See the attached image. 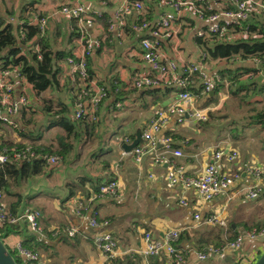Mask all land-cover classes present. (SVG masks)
I'll use <instances>...</instances> for the list:
<instances>
[{"label":"crops","instance_id":"0c3cea01","mask_svg":"<svg viewBox=\"0 0 264 264\" xmlns=\"http://www.w3.org/2000/svg\"><path fill=\"white\" fill-rule=\"evenodd\" d=\"M70 1L74 0H43V3L38 4L40 8L47 9L49 27L56 20L62 19L60 15L51 13L55 7ZM80 1L101 11L100 16H95L93 26L95 32L102 37V42L101 46L90 56L92 77L112 87L115 82L121 84L134 73H154L147 62L141 58L138 35H131L126 30L128 24L118 38H113L111 33L103 29V24L107 23L123 0H106L105 5H102L100 0ZM142 2L144 16L149 13L152 21L157 20L165 7L161 5L160 0H142ZM66 20H64L65 23L69 21ZM180 20L182 21L179 44L181 54L187 62L200 61L202 50L196 42V31L204 22L190 11H186ZM68 25L70 28L73 26L69 22ZM74 40L77 45V37ZM171 43L172 39L169 35H165L162 46L170 55L173 53ZM128 56H132V61H128L129 70L115 72L117 74L108 72L106 68L108 65L114 68L120 58L126 59ZM203 62L209 73L218 71L219 67L226 64L223 60H203ZM257 75L264 79L259 71ZM119 92L122 93V90ZM55 94L67 100V97L73 96V89L69 92ZM175 95L167 96L154 105L144 107L149 96L141 90L133 96L128 93L113 94L101 106L99 116L115 130L121 129V136L115 135L109 139L108 150L110 152L97 158L88 157L89 153L87 156L84 153L82 157L78 156L74 161L63 162V164L61 162L57 168H51L54 174L39 175L26 180L25 183L20 181L21 184L17 187L19 192L32 193L44 188L51 191L49 195L52 196L40 195L46 197L47 203L44 207L45 211L41 209L43 217L40 218V222L43 235L34 232L38 238L45 241L44 247L39 249L45 264H80L82 261L94 264L104 263L103 253L94 243V235L102 232H110L117 240L119 247L127 249L142 246V235L146 230L150 231L153 237H161L169 228L179 229L177 245L185 252V264H236L238 258L255 254L263 246L264 236L253 239L244 237L242 245L237 249L226 247L221 252L213 253L205 259H199L197 256V252L207 245V240L213 236V231L217 228L226 229L229 226L236 233H244L252 226H260L264 223V174L259 178L260 192L256 197H247L244 193V190L256 181L255 176L248 171V165H264V128H246L243 137L234 139L230 136L229 124L224 123L230 119V116L220 118V122H208L201 125L197 119L183 116V119L178 120L177 115H169L157 137L170 135L173 140L172 145L183 152L182 156L175 158L184 165L186 172L191 174L201 172L218 149H223L225 153L236 151L234 158L228 159L225 154L217 162L221 171L234 177L233 183L225 191L210 199L201 198L193 188H183L179 184L170 185L167 173L172 167L167 163L155 164L153 162L154 149H149L140 163L134 160L132 151L123 150L121 143L124 141V136H129L137 128L141 130L149 122L154 111L170 103ZM209 96L212 97V94ZM230 98H232L230 90L226 91L221 88L217 93L218 104L210 108L207 115L209 116L210 110L220 107L224 100ZM205 100L197 99V103H209L212 98ZM121 101L123 105L118 107L117 104ZM35 104L39 105L40 102ZM25 107L30 109L28 104ZM13 123L0 122L1 141L30 142L31 139L20 134L21 124L18 123V119L15 124ZM210 123L212 129L208 127ZM50 131H45L41 140H44L47 132ZM35 143L39 142L35 141ZM157 146L160 147V143ZM94 153L91 152L90 155H95ZM109 157H112L110 165L105 166L101 172H108V176H115L118 179L120 183L118 194L91 199L90 196H86L85 189L91 181L82 176L83 174L89 177L96 175L101 159ZM51 174L53 175L52 183L49 182ZM36 182L41 183L43 187L38 186L33 190L31 186V189L25 190V187ZM67 183L73 184L77 194L69 196ZM81 188L85 189L83 194ZM63 198L66 199L62 200ZM181 199H184L186 203H183ZM79 200L84 201L88 207L82 214L75 211V205ZM30 204L36 206L32 200ZM28 209H31V206ZM92 209L97 212L99 219H108V224L97 229L91 228L87 217ZM214 212L222 214L227 223L226 227L208 223L203 219L207 214ZM197 213L200 215L198 218L195 217ZM73 225L78 229L74 236L66 237L62 233L59 236L51 234V229L54 227ZM140 255L124 253L109 264H115L125 256L133 259L131 264H169V258L164 253L148 257L143 255L139 257Z\"/></svg>","mask_w":264,"mask_h":264},{"label":"built area","instance_id":"2783aa9c","mask_svg":"<svg viewBox=\"0 0 264 264\" xmlns=\"http://www.w3.org/2000/svg\"><path fill=\"white\" fill-rule=\"evenodd\" d=\"M99 2L102 5L107 3L106 0ZM100 3H98L99 6H101ZM160 3L165 7L157 20L154 21L145 18L142 0H123L107 20L106 27L103 29L111 33L113 38H118L128 23L136 32L147 33L139 41L140 54L141 58L154 71L153 74L134 73L121 84L115 82L112 87H108L95 77L90 76L88 69V57L101 46L102 42V37L93 28L95 16H100L101 11L80 0H74L60 4L51 12L53 15L58 14L64 19L74 20L79 31L75 53L65 59V72L72 79L73 113L76 118L96 121L100 116L103 103L120 90H127L129 91L128 94L133 96L145 87L155 86L165 81L172 82L178 88L176 95L170 103L158 107L149 122L141 129V141L131 150L133 158L140 163L143 155L149 149H154L153 162L155 164L167 163L172 167L167 173V180L170 185L179 184L183 188H193L201 198L210 199L225 191L233 183L234 177L221 171L217 162L225 154L228 159L234 158L236 151L225 153L223 149L216 150L212 160L204 166L201 172L191 174L186 172L184 165L176 160L175 157L182 156L183 152L180 148L172 145L173 140L170 135L165 134L160 137L157 135L169 115L172 114L177 115L178 120L183 119V116L205 120L208 117V110L218 104L217 93L219 90L223 88L229 91L234 85V81L218 71L209 73L203 62L206 56L203 51L199 57L200 61L187 62L184 59L179 48L182 32L180 19L186 11H190L204 22L197 29L196 37H210L216 34L218 38H221L225 34L231 39L244 38L251 36L248 19L252 13L264 11V0H160ZM130 17L134 19L132 22H130ZM12 19L13 17H10V20ZM32 19L38 24L40 33H43L47 27L49 14H41V12L36 11L32 14ZM165 35H169L172 39L170 46L173 53L171 55L162 46ZM253 59L255 64L260 61L257 57ZM259 72L264 77V70H259ZM25 81L26 77L19 64L11 63L0 69V121L13 123L19 109L28 104L26 94L23 91ZM190 85L199 87V92L188 89ZM16 88H18L17 91ZM211 90H213L212 101L198 104L197 96H201L202 101H204L211 95ZM122 105L123 101L117 104L118 107H122ZM123 140L130 142L132 138L125 135ZM158 143H160V147L157 146ZM36 157L44 159L48 168H57L60 165L58 154L40 153L32 143L25 142L21 146L16 144L1 146L0 168L12 160H29ZM247 169L255 176L256 181L249 185L244 193L247 197H256L260 192L259 178L264 174V165L250 164ZM119 188L118 179L115 176H107L101 180L99 189L90 194V198L115 196L118 194ZM1 196L0 191V227L25 220L29 230L38 235H43L40 218L34 209L10 211L2 202ZM181 201L186 203L184 199ZM85 209H88L87 204L82 200L77 201L76 213L82 214L86 211ZM199 216L198 213L195 214L196 218ZM87 219L88 225L93 229L108 224V219H99L97 212L93 209L90 210ZM203 219L211 224H218L223 227L227 225L220 212L209 213ZM77 230V226L74 225L60 226L52 228L51 234L52 236H59L62 233L67 236H74ZM179 235L180 230L174 228L166 230L161 237H153L151 232L146 230L142 235V246L121 249L110 232H102L94 235V243L101 250L105 259V262L100 264H109L124 253H138L144 257L164 253L169 258V264H185V252L177 245ZM258 236H264V223L260 226H252L244 233H237L221 244L209 243L197 252V256L199 259H205L213 253L221 252L226 247L237 249L242 245L244 237L253 239ZM0 239L7 248L11 247V250L19 257L34 264H45L40 251L24 244L21 235L5 234L1 231ZM257 253L256 251L255 254L248 257L238 258L236 264H241L244 260L251 262ZM80 264L94 263L82 261Z\"/></svg>","mask_w":264,"mask_h":264},{"label":"trees","instance_id":"16d2710c","mask_svg":"<svg viewBox=\"0 0 264 264\" xmlns=\"http://www.w3.org/2000/svg\"><path fill=\"white\" fill-rule=\"evenodd\" d=\"M40 3H43V0H0V69L11 63L19 64L26 81L32 86L37 96L42 92H47V94L51 95L58 93V91L69 92V90H72V79L65 72V59L75 53L76 44L74 39L79 35L78 27L75 21H68L61 17V20H56L50 27L47 22L44 32L40 33L38 24L32 19V14L36 11L41 12V14L47 13L46 8H40L38 5ZM10 17H13V19L10 20ZM145 18L150 20L149 13L146 14ZM64 20L73 26L70 28L68 22L65 23ZM133 20L130 17V22ZM19 21L21 22L19 23ZM248 23L251 36L231 39L225 34L221 38L214 34L210 37L196 38L198 46L206 53L205 60L225 61L226 64L223 67H219L218 71L234 81V85L230 88L232 98L224 100L220 107L209 111V116L206 120H199L198 122L201 125L208 122L215 123L220 122L222 117L230 116V119L224 123L229 124V133L231 138L234 139L243 137L246 128H264V79L257 75L259 70H264V11L252 13ZM128 24L126 30L131 35H138V40L142 36L147 35V33L136 32L131 28L130 23ZM103 26L105 28L106 23ZM21 33L23 34L22 37ZM65 42L66 44H64ZM254 57L260 59L257 64L253 61ZM90 61L91 58L88 57V69L90 76H92L93 69L89 64ZM188 89L193 92H199L200 90L199 87H192V85ZM141 91L146 96H149V99L143 105L144 107H149L164 100L167 96L175 95L178 88L172 82L165 81L155 86L145 87ZM128 92L127 90H122V93L117 92L115 95ZM55 98H58V107L53 110L51 101L46 99H42L44 102L42 107H40V104L35 103L30 109L22 106L14 117L13 124L16 123L17 119L22 121L19 132L32 140L30 143L33 144L37 151L40 153H56L60 156V164L61 162L69 163L79 156L82 146L89 143L94 131L98 130L100 126L109 131V124L104 122L101 117L96 121L76 118L73 113V96L67 97V100H63L58 96H55ZM211 98L213 99V97L208 96L205 101ZM197 99L200 100L202 98L197 96ZM36 108H40V111L45 114V122H37L35 120L34 126L29 127L28 124L31 117L26 118V115L27 113H34ZM54 127H58L52 133L56 142L41 140L44 137V132ZM167 133L170 132L167 131ZM114 135L116 134L112 131V136ZM134 136L135 132L129 135L132 139ZM102 139L101 133L100 141L105 142ZM1 140L0 148L2 145L12 146L16 144L21 146L24 144L21 141L15 143L13 141L2 142ZM35 141L39 143H35ZM94 151L95 155L93 157L100 154L101 148H96ZM107 152H110V150L104 153L106 154ZM111 158L101 159L96 175L89 177L87 174H83L82 178H88V181H91L89 186L85 188L87 197L92 192H96L99 189L101 180L109 175L108 172L102 173L101 171L105 166L110 165ZM52 170L46 166L44 159L41 157L29 160H12L0 168L1 200H3L2 202H4L7 209L13 212L29 210L30 206L31 209H35L36 206L30 204L32 198L40 195L52 196L49 195L51 191L45 188L32 193L17 191V187L21 184L20 181H26L39 175H49ZM67 186L69 196L77 194L73 184L67 183ZM85 189L81 188L82 194ZM64 199L66 198L62 200ZM38 217H43V211L40 210L38 212ZM0 229L5 234L17 233L21 235L24 244L27 246L38 250L44 247L45 241L38 238L34 232L28 229L25 220L5 224ZM236 234L229 226L226 229L217 228L213 231V236L207 240V244H221ZM9 250L18 264H34L18 255V258H16L13 254L14 251ZM132 261L133 259L125 256L124 259H120L115 264H121L122 262L131 264Z\"/></svg>","mask_w":264,"mask_h":264},{"label":"rangeland","instance_id":"374dc122","mask_svg":"<svg viewBox=\"0 0 264 264\" xmlns=\"http://www.w3.org/2000/svg\"><path fill=\"white\" fill-rule=\"evenodd\" d=\"M127 59V60H126ZM126 59H123V58H120L119 60H118V62H116L115 63V66H114V68L111 66V65H108L106 68H107V70H108V72L109 73H113V74H117V73H115V72H122L123 70H129V62H131L132 61V56H128ZM129 61V62H128ZM51 90V89H50ZM23 91L25 92V94H26V97H27V103H28V105H30V108H31V106L33 105V103H37V102H40V107H42V105H43V100L42 99H46L47 101H51V106H52V110L53 109H56L57 107H58V98H55V96H56V94H53V95H51V94H47V92H42V93H40L38 96H37V94H36V92L34 91V89L32 88V86L27 82V81H25L24 83H23ZM58 92H60V91H58ZM62 98V97H61ZM38 99V100H37ZM39 107V106H38ZM29 108V107H28ZM27 108V109H28ZM44 115L45 114H43L41 111H40V108H36V110L34 111V113H27V115H26V118H28V117H31L30 118V123L28 124L29 125V127H33L34 126V121L36 120L37 122H45V119H44ZM22 121H20V120H18V123L20 124ZM43 124V123H42ZM208 127H210V129H212V126H211V123L208 125ZM57 128L58 127H54V128H52L51 129V132H47V134H46V138L44 139V141L45 142H52V141H56V139L53 137V135H52V133L54 132V131H56L57 130ZM108 128H109V131L106 129V128H104V127H102V126H100L99 128H98V130H96V131H94V133L92 134V136H91V139H90V141H89V143L88 144H85V145H80V146H82V148H81V152L82 153H80L79 154V156L80 157H82V155L85 153V155L87 156L88 155V153H89V156L88 157H91V158H93V155H90L91 154V152H92V154L95 152L94 151V149L95 148H101V152H100V154L99 155H97L96 157H94V158H97L98 156H102V155H104L105 153L104 152H106V151H108V144H109V139L111 138V137H113L112 136V131L116 134V135H119V136H121L122 134H121V129H117V130H115L112 126H110V125H108ZM50 131V130H49ZM101 133H102V140L103 141H105V142H101L100 141V139H101ZM115 136V135H114ZM30 141H32V140H30ZM77 146V145H76ZM74 161V160H73ZM63 163V162H62ZM60 166V165H59ZM52 174H54V173H52ZM51 174V176H49V182H51L52 183V177H53V175ZM34 181V180H33ZM22 183H25V181L24 180H22ZM31 186H32V189L34 190V189H36L35 187H43L42 186V184L41 183H31L28 187H25V190L26 189H31ZM6 198V197H5ZM46 197H43V196H40V197H36V198H32V201L36 204V208L34 209V211H36L37 212V214H38V212L42 209H44V211H45V208L44 207H46L47 206V203H46ZM49 200H51V199H49ZM52 201V200H51ZM47 202H48V200H47ZM55 216V215H54ZM1 229H0V233H1ZM10 249H12L11 247H9ZM263 249H264V244H263V246L262 247H260V249H259V251H258V253H257V255H256V257H255V259H253L251 262H248V261H243V263H241V264H253L254 263V261L257 259V257L260 255V253L263 251ZM13 252V251H12ZM13 254L16 256V258H18L17 257V255H16V253L15 252H13Z\"/></svg>","mask_w":264,"mask_h":264},{"label":"water","instance_id":"95a60500","mask_svg":"<svg viewBox=\"0 0 264 264\" xmlns=\"http://www.w3.org/2000/svg\"><path fill=\"white\" fill-rule=\"evenodd\" d=\"M213 94V90L210 91ZM141 140V130L137 128L135 136L130 142L122 141L121 146L124 151L130 152L133 147ZM0 264H18L10 250L3 244L0 239ZM253 264H264V249L254 261Z\"/></svg>","mask_w":264,"mask_h":264}]
</instances>
